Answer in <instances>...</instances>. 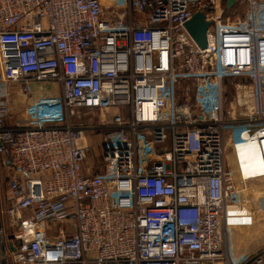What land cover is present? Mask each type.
I'll list each match as a JSON object with an SVG mask.
<instances>
[{
  "label": "built area",
  "instance_id": "built-area-1",
  "mask_svg": "<svg viewBox=\"0 0 264 264\" xmlns=\"http://www.w3.org/2000/svg\"><path fill=\"white\" fill-rule=\"evenodd\" d=\"M237 5L239 18L223 16L219 0H0L15 264H264V245L235 258L228 244V227L245 225L232 211L249 206L242 184L259 178L226 167V131L240 122L224 110L226 78L239 77L236 103L248 110L237 156L251 137L264 144V118L252 113L264 0ZM198 10L210 21L204 48L186 27ZM37 82L60 91L37 97ZM14 91L25 116L14 117ZM79 109L102 120L74 121ZM92 133L98 172L86 166Z\"/></svg>",
  "mask_w": 264,
  "mask_h": 264
},
{
  "label": "rangeland",
  "instance_id": "rangeland-1",
  "mask_svg": "<svg viewBox=\"0 0 264 264\" xmlns=\"http://www.w3.org/2000/svg\"><path fill=\"white\" fill-rule=\"evenodd\" d=\"M221 1V6L223 9V16H231V18H239L245 15L246 6L237 5L231 8H226V0ZM239 77L226 78L224 83V110L228 114L229 118H237L239 123L237 126H232L226 131V167L229 171L233 172L236 179L244 180V176H250L253 174L256 176V180L251 182L243 183L245 188L244 196L249 206L242 204L237 201L232 206V211L237 217L241 224L245 225H234L228 227V244H233L236 249L240 252L239 255H246L256 250L264 245V180L262 179V174L264 173V147L258 144L255 148L247 145L249 143H254L252 139L240 143L238 148V156L233 143L238 140L239 130L241 125L244 124L245 118H247V112L245 106H239L236 103L237 90L235 83L239 82ZM52 85V84H51ZM261 100L256 104V107L252 110L253 120L264 118V91L261 86ZM16 108V105H14ZM24 110L21 106L16 108L15 115L25 116ZM236 116V117H234ZM109 117V115H107ZM81 118L85 122L99 123L102 118L100 112H93L88 109H79V113L74 117V121ZM91 134V132H89ZM92 136L97 137V141H94L93 150L87 159L86 166L90 167L92 172L100 171L101 160L100 157V146L99 138L100 135L93 134ZM8 164L10 161L7 162ZM88 163V164H87ZM12 176L11 169L4 163L3 156L0 155V211L2 213V219L5 224V233L9 235L11 231L15 228L11 227L9 222L10 218L7 216L5 210L9 205L7 200L8 193V183L10 177ZM253 210L254 217H252L251 209ZM242 214V216H240ZM240 219V220H239ZM253 219V220H251ZM251 222V223H250ZM250 223V224H248ZM231 246V245H230ZM238 255V256H239ZM9 262L10 264H15L12 254L9 252Z\"/></svg>",
  "mask_w": 264,
  "mask_h": 264
},
{
  "label": "water",
  "instance_id": "water-1",
  "mask_svg": "<svg viewBox=\"0 0 264 264\" xmlns=\"http://www.w3.org/2000/svg\"><path fill=\"white\" fill-rule=\"evenodd\" d=\"M236 0H226L227 8H231ZM210 21L206 18V14L203 10L196 11L193 16L186 22V27L196 40L198 45L202 48L207 46V30L209 27ZM208 85H211V81L208 80ZM12 235H8L9 239V247L11 251L15 250V246L12 243ZM5 254V252H4ZM4 257H1V250H0V264H4ZM6 264V263H5Z\"/></svg>",
  "mask_w": 264,
  "mask_h": 264
},
{
  "label": "crops",
  "instance_id": "crops-1",
  "mask_svg": "<svg viewBox=\"0 0 264 264\" xmlns=\"http://www.w3.org/2000/svg\"><path fill=\"white\" fill-rule=\"evenodd\" d=\"M33 87H34V92H35L34 94L37 97L38 96H53V95L58 94L60 91V87L58 83H55V82H37L33 85ZM13 100L16 105V108L21 106V109L24 110L26 106V98L24 94L15 92L13 95ZM20 116H23V115H20ZM247 145L251 146L252 148H255L258 144H256L255 142V143H249ZM230 245H229L230 254L235 258L241 256L239 255L240 252L238 251V249H236V247H234L232 243Z\"/></svg>",
  "mask_w": 264,
  "mask_h": 264
},
{
  "label": "flooded vegetation",
  "instance_id": "flooded-vegetation-1",
  "mask_svg": "<svg viewBox=\"0 0 264 264\" xmlns=\"http://www.w3.org/2000/svg\"><path fill=\"white\" fill-rule=\"evenodd\" d=\"M2 213L0 211V250H1V257H4V261L2 260V262H4V264H10L9 262V252L11 251L10 247H9V239H8V235L5 233V224L4 221L2 219ZM5 252V254H4ZM2 264V263H1Z\"/></svg>",
  "mask_w": 264,
  "mask_h": 264
},
{
  "label": "bare ground",
  "instance_id": "bare-ground-1",
  "mask_svg": "<svg viewBox=\"0 0 264 264\" xmlns=\"http://www.w3.org/2000/svg\"><path fill=\"white\" fill-rule=\"evenodd\" d=\"M262 87H263V91H264V79H263V82H262ZM145 108H147V110L149 111L150 109V106H145ZM253 137L250 138V140L252 139ZM252 141L255 143H258L259 145H262L264 147V144H260V142H258L256 139H252Z\"/></svg>",
  "mask_w": 264,
  "mask_h": 264
}]
</instances>
